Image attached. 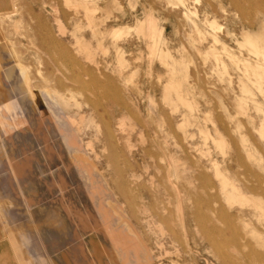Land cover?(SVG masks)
<instances>
[{"label":"rangeland","instance_id":"obj_1","mask_svg":"<svg viewBox=\"0 0 264 264\" xmlns=\"http://www.w3.org/2000/svg\"><path fill=\"white\" fill-rule=\"evenodd\" d=\"M73 1L0 0V264H264L263 112L213 42L250 57L264 0Z\"/></svg>","mask_w":264,"mask_h":264},{"label":"bare ground","instance_id":"obj_2","mask_svg":"<svg viewBox=\"0 0 264 264\" xmlns=\"http://www.w3.org/2000/svg\"><path fill=\"white\" fill-rule=\"evenodd\" d=\"M83 1L84 0H74L73 1V4L74 5L83 6L86 10H88L89 8L85 5V3H84L85 1L84 2ZM178 1H179V3L181 5H185V3H186L185 2L186 0H178ZM261 12L264 14V7L261 8ZM87 13H88V11H87ZM192 13L196 14L195 12H192ZM212 20H214V19H212ZM215 21H216V19H215ZM205 23H206V21H205ZM208 23H209V20H208ZM124 26L123 27L121 26L119 28L116 27V29L112 30L113 34L115 36H118L121 33L123 34L124 33L123 32ZM211 26L214 27V25L212 23H211ZM195 27H197V26H195ZM134 28H135L136 31L138 30L141 33H144V34L149 35V37L151 38V43L149 45L150 48H151V51L153 53H158L159 56L163 60H165L168 65H170V71H171L172 74L174 73V71L176 72L175 68L177 66V61L170 55V53L168 51H165L162 48L160 49L159 46H158V41L157 40L159 39L158 36H159V34H161V29L162 28L160 29L156 25V22H155L154 18L152 17V15L151 14H147L145 18H143L141 21H139L134 26ZM96 29H97V27H96ZM111 36H112V34H111ZM242 36H243V39L244 40L241 41V42L237 40V44L239 46H246L248 48L247 51H249L250 57H242L243 55L240 57V56L234 54V52H232L231 50H229V48H227L228 46L226 47L224 45V42H222L215 34L213 35V42H215V43L216 42H220V44L222 45V48H223L224 52L227 54V56L234 63L235 68L236 69H239L241 71L240 89H241V91L243 93V96L242 97L240 96V98H238V106L241 109H247L248 106H249L248 105V102H250L252 107H254L255 109L263 112L262 125H261V130L260 131L264 135V103H262L260 101H257L254 98V94H255L254 89H256L258 92H260L264 96V25L257 32H251L250 30H247V31H245L242 34ZM78 45H79V43H78ZM80 46L82 47V45H80ZM80 49H82V48H80ZM220 53L218 54L217 52L214 51L213 56H214V58H215V60L217 62H219L220 64H222L221 71H220V73L222 74V73H224L226 71V65L221 60L222 59V56H219ZM166 84H167L165 86V90L166 91H168V92L174 91L178 95H180V93L182 91V81L176 80L172 76L169 79L168 83H166ZM183 101H184V103L187 106L192 107V102L188 101L187 99H183ZM227 180H225V178H223V184H224V186H226L227 184H231ZM231 186H232V190L230 192L231 193L230 194L231 199H234L235 200V198H239V200L241 199L242 201H244L245 200V197H244L245 195L243 196L241 193H239L240 190L238 191L237 187L234 184H231Z\"/></svg>","mask_w":264,"mask_h":264}]
</instances>
